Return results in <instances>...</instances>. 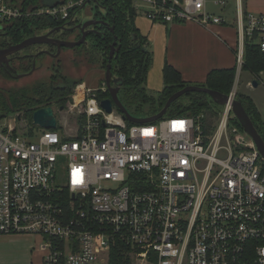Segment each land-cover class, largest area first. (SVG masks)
Here are the masks:
<instances>
[{"label":"built area","instance_id":"obj_1","mask_svg":"<svg viewBox=\"0 0 264 264\" xmlns=\"http://www.w3.org/2000/svg\"><path fill=\"white\" fill-rule=\"evenodd\" d=\"M132 1L153 23H226L207 0ZM84 2L40 13L67 18ZM237 4L241 69L247 39L264 53V13ZM23 16L0 0V31ZM100 90L74 88L61 130L0 121V236L40 237L43 264H111L113 253L131 264H264V157L232 103L207 132L193 116L130 125L101 106Z\"/></svg>","mask_w":264,"mask_h":264},{"label":"trees","instance_id":"obj_2","mask_svg":"<svg viewBox=\"0 0 264 264\" xmlns=\"http://www.w3.org/2000/svg\"><path fill=\"white\" fill-rule=\"evenodd\" d=\"M80 1L8 0L12 6L22 9L24 16L8 24L2 32L0 31V48L17 45L28 38L51 31H54L53 37L56 39L78 41L81 38L80 31L71 29L87 21L79 19V15L88 5H92L94 7L92 9L93 20H100L106 24L91 27L94 31L88 34L87 44L73 50L78 51V53H85L84 51H86L90 63H100L101 68L106 72L111 46L114 42H117L116 48L119 47L120 49L115 53V57L112 60V73L115 78L124 80V85L119 93L122 104L127 110L129 108H137V111H140L147 108L148 113L153 114L152 116L159 114L170 97L188 85L182 80L181 75L176 70L167 65L164 70V90L159 94H152L147 89L148 74L153 64V55L149 51L148 39L141 34L135 24L137 13L134 9L133 1L85 0V4L71 8L67 18H63L60 13L54 16L40 13L47 8L62 9L70 2L78 3ZM245 13H247L246 9ZM112 29H114V32ZM70 37H74L73 40ZM33 47H37V45ZM47 47L48 52H53V46ZM28 50L20 59L22 61L20 63L23 64L21 66L22 72L30 71L37 58L47 55L43 50H39L35 54L28 52ZM242 69L252 73L254 76L264 71V53L261 52L254 41L248 39L245 43ZM0 70L4 76L12 79V75L18 69L0 66ZM18 73L19 71L16 74ZM237 73L238 68L236 67L227 70H214L208 75L206 84L200 86L229 96L234 89ZM82 82L84 81L70 80V78L64 76L62 68L57 62L52 69L48 84L39 81L32 88L25 87L17 91L0 92V121L19 111L23 112L25 119L32 122L34 112L41 108L49 106L61 108L65 106L74 88ZM102 85L103 83L100 86ZM207 96L203 93L186 94L170 106L166 116L200 117L207 132L210 126L205 114L213 111L209 109L211 107L206 99ZM98 98L99 100L109 99V91L100 90ZM236 99L242 102L264 140V120L254 101L240 93L236 94ZM233 123L241 127L237 119L233 120ZM129 124L132 125V123ZM111 264H131V262L124 256L113 253Z\"/></svg>","mask_w":264,"mask_h":264},{"label":"crops","instance_id":"obj_3","mask_svg":"<svg viewBox=\"0 0 264 264\" xmlns=\"http://www.w3.org/2000/svg\"><path fill=\"white\" fill-rule=\"evenodd\" d=\"M229 6L222 15L229 11L232 4ZM245 9L247 12L264 13V0H248L247 4L243 0V12ZM237 19L238 15L233 22L204 27L194 22L153 23L146 17L137 16L135 24L141 34L148 39L149 51L153 55L147 82L149 92L159 94L164 90V70L167 65L176 70L188 86L205 85L208 75L214 70L238 68ZM254 78L258 80V75ZM254 81H249L247 88L255 87ZM243 95L254 101L260 113L263 111L264 95L263 97ZM62 121L65 122L64 119ZM40 243L41 238L38 236L1 235L0 264H43L44 254L39 247Z\"/></svg>","mask_w":264,"mask_h":264},{"label":"rangeland","instance_id":"obj_4","mask_svg":"<svg viewBox=\"0 0 264 264\" xmlns=\"http://www.w3.org/2000/svg\"><path fill=\"white\" fill-rule=\"evenodd\" d=\"M219 0H207L206 5V11L211 14L212 16H223V18L226 20L227 23L233 22L234 19L237 18L238 15V9H237V0H225L227 4H232V7L229 9V11L222 15V12L224 11L223 7L220 5H217L216 2ZM248 0H245V3L247 4ZM94 7L92 5H88L86 9L82 11V13L79 15V19L82 21L84 20H91L93 19L92 16V9ZM2 32V31H1ZM74 37H70L71 40H73ZM47 46H37V47H30L28 52L30 53H37L39 50H47ZM26 50L20 52L18 55L20 57L24 56L26 54ZM78 53V51H62L60 57L57 60H54L51 56L47 55L41 59H38L36 67V72L28 77L24 78H16L12 77V79L7 78L4 76L0 70V92H10V91H17L21 88H32L34 87L39 81L49 83V79L52 74V69L59 62L61 68H62V74L70 80H77V81H84L88 84L89 87L92 88H98L104 81H105V70L101 68L100 63H90L88 60V54H86V51ZM90 52V51H89ZM88 53V52H87ZM22 63H15L13 64L14 68H17L19 73L22 74L25 72L21 71ZM257 80L254 78V76L242 68L239 69L238 67V73L236 77L235 82V88H236V94H248V95H255V96H262L264 95V86L261 83V81H258L259 86L258 88L252 87L247 88V83L249 81ZM207 101L210 104L209 109L213 111L207 112L206 118L208 119L209 129L214 126L215 122L219 119V114L224 111L225 106H221L216 104L209 96L206 97ZM146 109V110H145ZM263 111L261 112V116L264 120V108H262ZM129 112L132 114L133 117L137 119H144L151 117L153 114L148 113L147 108H144L140 111H137V108H129ZM54 111L56 113L58 124H59V130L62 129V120L65 119V114L60 113L61 108H54ZM217 112V114H215ZM22 116L24 117L23 112H14L13 114H10L7 117L12 116ZM67 119L71 120L70 116L67 117ZM69 120V121H70ZM75 121V120H74ZM25 125H27L28 129L36 128L39 131L41 128L34 125L33 120L32 122L30 120L25 121ZM70 130V129H69ZM70 132V131H69ZM248 139V138H247ZM131 262V261H130Z\"/></svg>","mask_w":264,"mask_h":264},{"label":"water","instance_id":"obj_5","mask_svg":"<svg viewBox=\"0 0 264 264\" xmlns=\"http://www.w3.org/2000/svg\"><path fill=\"white\" fill-rule=\"evenodd\" d=\"M230 7V6H229ZM106 24L100 20H87L85 22L80 23L77 27L72 28L71 30H78L81 33V39L78 41H64L56 38H52L54 31H51L44 35L34 36L28 38L17 45H12L6 49H0V66L2 65H10L12 59L10 58L13 55H16L30 47L36 45H48L57 48L56 53L46 52L49 56L56 59L59 58L63 49L73 50L77 47H80L84 44H87L88 34L90 33L89 29L93 26ZM114 32V29H112ZM117 42L111 46L110 56H109V64L107 66L106 74H105V83L107 85L108 91L110 93V98L101 101V106L108 112H113V107L116 106L119 111L123 114L124 120H127L131 123L135 124H147L157 121L164 117L167 114L170 106L178 99L182 98L186 94L189 93H203L208 95L216 104L225 106L228 103H232L233 113L236 116L238 122L244 131L255 141L261 155L264 157V140L262 136L259 134L256 129L251 117L245 110L242 102L239 99H233L228 95H224L218 91H214L208 88H204L197 85H190L185 87L184 89L176 92L174 95L170 97L164 109L157 115L151 116L144 119H137L132 116V114L125 108L122 104L119 93L121 88L124 85V80L120 78H115L112 73V60L115 57V53L119 51V47L116 48ZM35 70V68L33 69ZM20 78L23 76H19ZM254 86L257 87L259 85L258 81H254ZM63 108H61V111ZM33 123L35 126H38L42 129L47 130H57L58 121L55 115L54 108L44 107L34 112L33 114Z\"/></svg>","mask_w":264,"mask_h":264},{"label":"flooded vegetation","instance_id":"obj_6","mask_svg":"<svg viewBox=\"0 0 264 264\" xmlns=\"http://www.w3.org/2000/svg\"><path fill=\"white\" fill-rule=\"evenodd\" d=\"M87 30H89L90 32H91V31H94L91 27H90L89 29H87ZM48 33H49V32H48ZM46 34H47V33H46ZM43 35H44V34H43ZM52 38H54L53 35H52ZM80 39H81V38H80ZM37 46H38V45H37ZM41 46H42V45H41ZM43 46H48V45H43ZM8 47H10V45L7 46V47L0 48V49H6V48H8ZM53 48H54L53 52L56 53V52H57V48H56V47H53ZM65 50H67V49H63V51H65ZM43 51H44V52H48V50H43ZM68 51H69V50H68ZM53 52H50V53H53ZM47 55H48V54H47ZM47 55H46V56H47ZM10 58L12 59L10 65H6V64H5V65H2V66L8 67V68H12V67H13V64H15L16 62L19 63V64H20V62H22V61H20V59H21L22 57L18 56V54L13 55V56H11ZM42 58H43V57H42ZM38 59H41V58H37V59L34 61V63H33V68H32L30 71L25 72V73H22V74H16V73L18 72V70H16V73L13 74L12 76L21 79V78H24V77H28V76L33 75V74L36 72V70H37L36 64H37ZM53 59H54V58H53ZM56 59H57V58H56ZM54 60H55V59H54ZM34 68H35V70H33ZM19 76H23V77L20 78Z\"/></svg>","mask_w":264,"mask_h":264}]
</instances>
